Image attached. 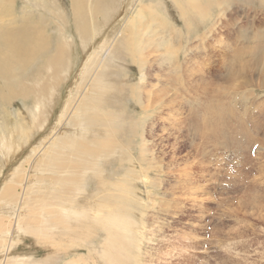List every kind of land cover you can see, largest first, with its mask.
Listing matches in <instances>:
<instances>
[{
	"label": "rangeland",
	"instance_id": "374dc122",
	"mask_svg": "<svg viewBox=\"0 0 264 264\" xmlns=\"http://www.w3.org/2000/svg\"><path fill=\"white\" fill-rule=\"evenodd\" d=\"M138 1H123L132 4L122 14L126 16L123 21L151 6L170 27L163 31L170 48L167 44L148 46L151 66L142 85L137 58L122 37L129 24L122 26V16L112 25L108 23L121 0H112L111 11L87 14L79 21V29L85 27L81 33L71 0H4L0 6V32L28 21L44 29L48 38L45 52L10 81L12 88L18 82L33 86L51 77L55 68L51 70L54 65L47 64L49 58L58 47L62 56L57 64L62 69L56 68L60 79L56 76L50 101L43 107H51L58 89L45 126L41 111L34 121L35 96L12 95L0 102V195L6 181L17 190L24 189L21 210L0 200V264H110L108 236L115 225L101 226L92 213L98 211L92 208L105 203L102 189L125 175L133 187V200L126 208L130 221L117 225L127 240L126 263L120 264H264V0H204L210 12L204 22L191 12L189 21L180 17L178 6L184 0ZM144 18L143 23H148L149 11ZM186 22L191 23L189 33ZM89 23L95 24L94 31ZM83 42H90L84 52ZM164 49H176L180 75L174 77L167 71L173 56L172 61L166 60L168 50ZM96 56L104 63L102 73L108 82L98 93L91 91L88 74ZM135 86L141 104L132 98ZM73 89L72 104L79 107L82 103L85 109L89 105L92 115L113 114L118 130L125 125L118 137L131 147L133 163L126 155L127 163H121L118 156L92 158L72 153L71 140L82 136L71 131L73 112L63 111ZM92 94L96 96L92 98ZM82 116L76 120L82 122ZM142 132L148 141L149 152L144 155L148 163L142 166L148 169L147 181L138 177L136 163ZM53 152L64 165L51 156ZM26 160L30 161L27 168ZM69 163L88 165L79 170L82 165L71 169ZM100 172L102 177H97ZM76 174H82L79 185L73 183ZM18 209V233L11 242L5 235V223ZM53 209L58 210L51 212ZM57 213L66 222L55 223L52 217ZM86 232L84 241L80 234Z\"/></svg>",
	"mask_w": 264,
	"mask_h": 264
},
{
	"label": "bare ground",
	"instance_id": "6f19581e",
	"mask_svg": "<svg viewBox=\"0 0 264 264\" xmlns=\"http://www.w3.org/2000/svg\"><path fill=\"white\" fill-rule=\"evenodd\" d=\"M107 1L108 0H71L72 14L74 16V20L78 24L77 29H78L79 33H81L85 28L84 26H81V29H79V27H80L79 21H81V19L84 20L86 18L87 14L94 15V13H98L101 10H105V11H111L112 10V8H113L112 0H110V2H108L104 6V4ZM123 1L124 0H121L118 7L114 10L117 13H116V15L111 17V19L108 22L109 25H112L115 21H117L122 16V14L124 15L125 12L132 5V4H125L124 5ZM141 1L142 0H139L138 4H140ZM172 1L174 3H176V0H172ZM203 1L204 0H184V3L182 5L178 6L179 13L181 15L180 17H182L183 19L184 18L186 19L188 17V21H189L190 20L189 14L191 12L192 14L194 13L195 15H197V17L199 18V20L201 22L206 21L208 18H210V12L205 7V3ZM36 2L40 3V0H36ZM52 2L54 3L55 0H52ZM2 4H4V0H0V6ZM8 4H10V1ZM114 11H112V12H114ZM147 11L150 12V18H149L150 20L148 23H146V21H145V23H143L144 21L142 19L144 18V14ZM87 17H88V15H87ZM125 17L126 16H122L119 19V22L122 23V26L129 24V28L122 32V37L125 38L126 43H128L129 45L132 46L131 51L133 52V54L137 58L138 69H139V73H140L138 81H139V84L142 85L143 83L146 82V77L149 75V69L151 66V65L150 66L148 65L149 64V61H148L149 55L146 54L148 46L150 43H152V44L155 43L156 44L155 46L167 44L166 37L164 36L163 31H165L164 29L167 30V28L169 26L166 24L165 19L162 15L158 16V15H156V13L154 11H152L151 6H148L145 9H142L140 11V13L137 15V17L132 19V20L131 19H125L123 21V19ZM16 26L10 27V28H4L0 32V102H6L10 98V96L12 97V95L13 96L16 95V96L24 97V98L30 97V96H35L37 98V101L35 102L34 109L32 110V111H34V113H33L34 121H36V116L41 111V118L43 119L42 125H44V124L48 123V121H50V115L52 113L53 104L56 101V93H57L58 89H56V93H53V98H52L53 103H51V107L49 105L46 108H43L44 106H46L49 103L50 92L52 93V88L56 84V76H57L56 68H58V70L62 69V67L57 66V64L60 63L59 59L62 57V56H60L61 49H60V47H58L56 52L53 54L52 57L49 58V60L47 62V64L50 66L54 65V67L51 68V70H53L55 68V70L51 71L52 72L50 74L51 77L48 75L45 78L41 79L39 81V84L37 83L36 85L34 84L33 86H31V85L26 86L24 83L18 82L16 84V89L12 88L10 81L16 80L15 78L18 76L19 72H22L25 68H27V66L32 61L36 60L38 55L45 52V50L48 47V38L46 36L47 32L44 29L42 30L38 26H36V25H34L28 21H25V24H23V25L19 24L18 27H16ZM89 26L92 29V31L95 30V27H94L95 24L94 23H89ZM109 29H110V27H108V30ZM190 29H191V23L186 22V30L188 33H189ZM211 29H210V31H211ZM159 31H161V33H159ZM173 31L176 33H180L179 30H173ZM207 33L209 34V32H207ZM92 36H95V33ZM142 37H145V38L142 39ZM80 38L84 39V36H82ZM168 40H170V39H168ZM90 42H88L86 44L84 42L82 43L83 52L86 51L87 45ZM92 44L94 45V41L92 42ZM167 45L169 46V44H167ZM170 45H172V44H170ZM151 46H153V45H151ZM110 48H111V45H110ZM168 48H170V46ZM166 50H168V49H166ZM166 50H165V52H166ZM186 51L188 53V50H186ZM186 51H185V53H186ZM150 53L152 54V52H150ZM175 53H176V55H175ZM104 55H106V54H104ZM88 56L91 57V52H89ZM172 56H173V61H172ZM164 57L166 58V60L172 61V64L167 69V71L169 73L173 74V76L175 77L176 74L180 73V69H181L180 65L178 63L179 58L177 56L176 49H169L166 52V54L164 55ZM97 59H98L97 56H96L95 60L93 59L94 61H92V64L89 66L88 74L90 73L89 75H90V78L92 80V82L90 84L91 91H97V93H98V91H100L101 89L103 90L104 88L107 87L108 82L105 80L104 74L102 73L104 63H102V61L97 60ZM66 62H68V61H66ZM101 63H102V67H101ZM94 65H96L95 68H94ZM191 69H192V67H191ZM189 72H191V71H189ZM60 73H61V71H60ZM101 73L103 75H100ZM61 75H62V73H61ZM178 75H180V74H178ZM263 75H261V76H263ZM57 77H58V79H60L59 76H57ZM179 77H181V76H179ZM61 80L62 81L60 82V86L63 84V81L65 80V75H63V78ZM175 80H180V78H176ZM34 82H35V80H34ZM57 86H58V83H57ZM133 89H134L135 93H134L132 98L135 100L136 103L141 104V94H139L137 92L138 88H136V86H135V87H133ZM74 92H75L74 89L71 90V92L67 96L65 103H64V110H63L64 113L66 112V113L72 114V112H73L72 116H73V118H75V120L73 119L72 120L73 122H70V124L72 126V129H71L72 133L74 135H76V134L82 135L80 137L74 136L75 139L81 138V140H76L77 142L75 140H71V138H69V141L71 140V142H70L71 145L75 146L74 151L72 153L75 152L79 156L83 155L81 157L90 156L92 158H95V156L99 155V154H105L108 156H118V158H119L118 160H120L121 163L122 162L127 163V161H125V155H126L129 158V162L133 163L134 154L132 152L131 147L128 148L126 145H123L122 142L119 140V137H118V133H121V134L124 133L125 125H122L123 127L118 130L114 126V122L116 121V117H114L113 114L101 113L102 115H100L98 112H96L98 114L93 113L96 115H92L90 112V110H92V109H89L90 108L89 105L85 109V107L80 102H79L80 103L79 107L76 104H72L74 101L72 102L71 96ZM94 96H96V95L92 94V98ZM150 96L151 95H149V97ZM42 100H43V103L40 106ZM81 101H83V103H84V100H81ZM105 101H106V99H105ZM174 103H175V100H174ZM208 106H209V104H208ZM102 108H103V106H102ZM94 109H95V107H93V110ZM63 115L64 114L62 112V116L59 117L60 120L58 122L54 123V125L52 127L54 129V131L58 127L57 125H59L60 122L62 121ZM195 115H197V114H195ZM79 116H82V120H81L82 122H79L76 120V117H79ZM189 125H191V124H189ZM192 126H194V125H192ZM64 130H65V132H69V135H71V132L68 129L65 128ZM255 130L257 131L256 128H255ZM259 130L260 129L258 128V131ZM140 136L142 139V141H141L142 145L139 148L140 153L138 154V161L136 162L138 164V166L140 167V169H139L140 175L138 177H140V178L142 177L143 181H147V179L149 178V177L147 178V175H146V172L148 169L145 170L142 166H143V163L145 164V162H147V159L146 160L144 159V155L149 152L148 149L146 148L147 147L146 143L148 141H146V139L144 138L143 132ZM51 156H56L55 160H57V157H58V161H59L58 163H59V165H61L60 161L62 162L63 159H61V157L58 155V153L53 152L51 154ZM29 157H32V155H30ZM75 160L77 161L79 159H75ZM43 162L46 163L45 161H43ZM64 162H66V161H64ZM29 164H30V161L26 160L25 167L27 168ZM32 165L33 164L31 163V166ZM62 165H64V164H62ZM66 165H67V167L74 169V167L80 166L82 164L69 163ZM87 165L88 164H83L79 170H81L83 167H85ZM148 165H147V167H148ZM93 167H95V166H93ZM93 167H91V168H93ZM65 168L66 167L63 166L62 169H65ZM12 172H14V171H12ZM129 172H131V169L129 170ZM77 174H79V173H77ZM77 174H76L75 179H73V177H72L73 183H75V185L80 184L81 177H82V174L80 176H78ZM100 176L102 177L101 172L97 173V177H100ZM125 178H127L126 175H125V177L121 178L122 181L121 180L117 181L113 185H108L107 188H104V190L102 189L101 192L104 191L103 201L105 203L101 204L98 208H92L94 210L97 209L98 213L96 211H93L92 213L95 217H97L99 220H101V223H100L101 226L110 227L112 225H115L114 231L113 232L110 231V234L108 236L111 243L108 242L109 240L107 241L109 243L107 245V247L109 246L108 252L111 253V260H112V262L110 264H120V262H122L124 260V257L126 256L125 252L127 250V248H126L127 245L125 243L127 242V240H125L126 239L125 231L122 229H118L119 226L117 227V225H120V227H121L122 223L127 222V220L130 221L128 214H126V212H127L126 208L130 207L132 205L133 199L131 198L132 197L131 193L133 192V189H132L133 187H132V184L129 181V179H125ZM133 178H135V176H133ZM20 179L21 178H17V180H20ZM50 179H53V178H50ZM123 179H125V180H123ZM10 180H12V179H10ZM6 182L11 183V181H6ZM7 183L2 190V193H1L2 196L0 195V200H3V199L6 200L7 203H5V204H7V207H10V205H13V207L18 205V208L21 210V208H22L21 198L23 197L24 189L18 188V190H17V188H15V186L9 185ZM67 183H69V181H67ZM108 184H110V183H108ZM77 191H80V190L77 189ZM73 192H74V190H73ZM1 202H3V201H1ZM19 209L15 211V215L12 217V219L9 222L5 223V225H6L5 226V235L9 236V240L11 242L13 240L14 234L16 235L18 233V231L16 230L17 229L16 222H17L18 216H19ZM30 210L32 211V209H30ZM56 210H58V209H53L51 212H54ZM69 210H70V208H67L68 213H69ZM31 211L29 212L30 214H31ZM62 211H64V214H66V208H63ZM105 213H107V215H105ZM52 214L53 213H51V215ZM52 218H53V221H54V219L56 220V221H54L55 223L56 222L57 223L66 222L63 219L64 215L62 217H60L59 213H57V215L55 217H52ZM13 219H14V223H13ZM91 222H90V224H91L90 228L94 229V222H92V223ZM100 225L98 227H101ZM0 230H1V228H0ZM80 235L85 241L86 236L88 235V232L81 233ZM82 238H80V240L78 238L79 242L80 241L83 242ZM10 241H9V243H11ZM64 241H61V242H64ZM79 242H76V243L79 244ZM7 245H8V243H7ZM8 248H9V246H8ZM112 248H114V250H117V253H112L113 252ZM124 262L126 263L125 260H124Z\"/></svg>",
	"mask_w": 264,
	"mask_h": 264
}]
</instances>
